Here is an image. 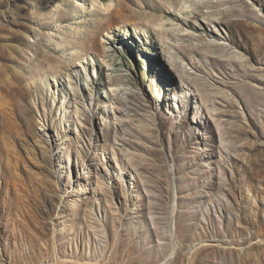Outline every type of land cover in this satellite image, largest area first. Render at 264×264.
I'll use <instances>...</instances> for the list:
<instances>
[{
    "label": "rangeland",
    "instance_id": "374dc122",
    "mask_svg": "<svg viewBox=\"0 0 264 264\" xmlns=\"http://www.w3.org/2000/svg\"><path fill=\"white\" fill-rule=\"evenodd\" d=\"M0 264H264V0H0Z\"/></svg>",
    "mask_w": 264,
    "mask_h": 264
}]
</instances>
